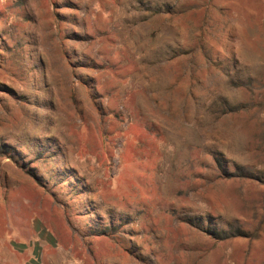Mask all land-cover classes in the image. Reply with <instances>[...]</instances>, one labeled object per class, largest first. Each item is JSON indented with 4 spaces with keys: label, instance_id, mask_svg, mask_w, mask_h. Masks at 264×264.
Here are the masks:
<instances>
[{
    "label": "rangeland",
    "instance_id": "1",
    "mask_svg": "<svg viewBox=\"0 0 264 264\" xmlns=\"http://www.w3.org/2000/svg\"><path fill=\"white\" fill-rule=\"evenodd\" d=\"M0 264H264L263 0H0Z\"/></svg>",
    "mask_w": 264,
    "mask_h": 264
},
{
    "label": "crops",
    "instance_id": "2",
    "mask_svg": "<svg viewBox=\"0 0 264 264\" xmlns=\"http://www.w3.org/2000/svg\"><path fill=\"white\" fill-rule=\"evenodd\" d=\"M263 2H264V0H263Z\"/></svg>",
    "mask_w": 264,
    "mask_h": 264
}]
</instances>
